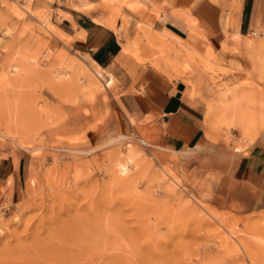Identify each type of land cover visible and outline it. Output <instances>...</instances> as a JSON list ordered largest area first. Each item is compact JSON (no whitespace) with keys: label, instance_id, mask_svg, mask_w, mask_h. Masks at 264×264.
<instances>
[{"label":"rangeland","instance_id":"374dc122","mask_svg":"<svg viewBox=\"0 0 264 264\" xmlns=\"http://www.w3.org/2000/svg\"><path fill=\"white\" fill-rule=\"evenodd\" d=\"M242 1L0 0V159L24 175L17 194L0 183V264H264V191L193 149L145 144L54 9L111 19L123 51L181 80L234 144L247 136L233 109L264 103V0L257 34L240 36ZM168 18L182 40L158 30Z\"/></svg>","mask_w":264,"mask_h":264},{"label":"crops","instance_id":"0c3cea01","mask_svg":"<svg viewBox=\"0 0 264 264\" xmlns=\"http://www.w3.org/2000/svg\"><path fill=\"white\" fill-rule=\"evenodd\" d=\"M258 2L242 1L238 23L240 36L243 31L249 33L256 28ZM80 6L54 7L61 12L59 25L72 37L71 44L77 52L110 74L120 107L133 120L132 126L144 143L173 151L193 149L207 156L219 169L226 170L234 183L253 192L264 191V103L256 104V98L251 96L247 103L235 107L228 124L238 125L247 137L244 139L235 133L234 144L225 142L221 132L213 128L216 120L207 115L201 98L189 95L181 80L169 78L155 66L147 62L138 65L130 53L123 51V45L128 44L122 37L125 30H115L111 19L104 22L100 11L83 10ZM119 25L117 22L116 27ZM179 29L177 21L168 18L158 30L182 40ZM254 32L257 31L250 34ZM238 144L242 147H237ZM9 176L12 177V194H17L24 180L21 158L17 163L9 158L0 159V183ZM259 202L264 199L260 198Z\"/></svg>","mask_w":264,"mask_h":264},{"label":"bare ground","instance_id":"6f19581e","mask_svg":"<svg viewBox=\"0 0 264 264\" xmlns=\"http://www.w3.org/2000/svg\"><path fill=\"white\" fill-rule=\"evenodd\" d=\"M257 34V32H254L252 35H256ZM16 70H18V68L16 67V66H14V67H12V69L10 70V71H16ZM17 72V71H16ZM4 79L5 80H11V79H9V77H8V75L7 74H4ZM225 106V105H224ZM223 110V109H222ZM221 113V112H220ZM219 113V114H220ZM222 114H223V112H222ZM253 117V116H252ZM244 120V119H243ZM242 121V120H241ZM248 121V120H247ZM250 121V120H249ZM245 122H246V120H245ZM253 124V123H252ZM236 126H238V125H236ZM245 126V125H244ZM261 126V125H260ZM130 153V152H129ZM130 155V154H129Z\"/></svg>","mask_w":264,"mask_h":264}]
</instances>
